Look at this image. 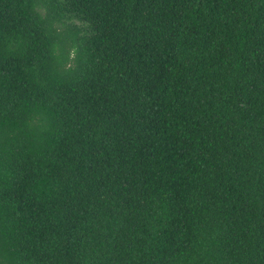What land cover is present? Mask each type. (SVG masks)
<instances>
[{
    "label": "trees",
    "instance_id": "obj_1",
    "mask_svg": "<svg viewBox=\"0 0 264 264\" xmlns=\"http://www.w3.org/2000/svg\"><path fill=\"white\" fill-rule=\"evenodd\" d=\"M0 264H264V0H0Z\"/></svg>",
    "mask_w": 264,
    "mask_h": 264
},
{
    "label": "rangeland",
    "instance_id": "obj_2",
    "mask_svg": "<svg viewBox=\"0 0 264 264\" xmlns=\"http://www.w3.org/2000/svg\"><path fill=\"white\" fill-rule=\"evenodd\" d=\"M76 24L77 25H80V23L78 22H76ZM58 27H59V31L62 33V35H64V34H67L68 33V38H67V44L68 43H70V45H71V41H72V38L69 36L70 34H69V31H68V28L66 27V26H64V25H62V24H60V25H58ZM69 45V44H68ZM70 47H68V49H69ZM70 50V52H71V56H73L74 55V51L70 48L69 49Z\"/></svg>",
    "mask_w": 264,
    "mask_h": 264
}]
</instances>
